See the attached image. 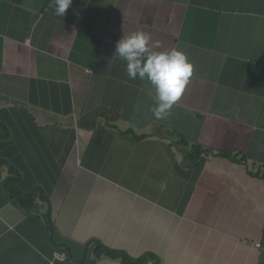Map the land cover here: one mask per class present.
<instances>
[{
	"label": "crops",
	"instance_id": "0c3cea01",
	"mask_svg": "<svg viewBox=\"0 0 264 264\" xmlns=\"http://www.w3.org/2000/svg\"><path fill=\"white\" fill-rule=\"evenodd\" d=\"M49 2L0 0V264H264V0ZM134 31L193 66L164 119Z\"/></svg>",
	"mask_w": 264,
	"mask_h": 264
},
{
	"label": "clouds",
	"instance_id": "9594fccd",
	"mask_svg": "<svg viewBox=\"0 0 264 264\" xmlns=\"http://www.w3.org/2000/svg\"><path fill=\"white\" fill-rule=\"evenodd\" d=\"M71 4L72 0H50L49 7L55 16L62 17ZM149 41L150 35L143 31L123 35L116 43L115 56L125 62L129 79L149 82L155 93L151 112L155 118L164 119L181 98L193 75V66L182 51H156Z\"/></svg>",
	"mask_w": 264,
	"mask_h": 264
},
{
	"label": "trees",
	"instance_id": "16d2710c",
	"mask_svg": "<svg viewBox=\"0 0 264 264\" xmlns=\"http://www.w3.org/2000/svg\"><path fill=\"white\" fill-rule=\"evenodd\" d=\"M5 137H7V129L3 124L0 123V139L5 138ZM200 150L203 151V149H200ZM4 164H6L5 161L0 159V174H1V169L4 166ZM9 167H10L9 168V175H8V177H6L4 182L6 183L11 195L13 197H17L18 199L22 200V198L25 196H22L20 191L17 188V181L20 179V173L13 166L10 165ZM27 198H29V197H27Z\"/></svg>",
	"mask_w": 264,
	"mask_h": 264
},
{
	"label": "built area",
	"instance_id": "2783aa9c",
	"mask_svg": "<svg viewBox=\"0 0 264 264\" xmlns=\"http://www.w3.org/2000/svg\"><path fill=\"white\" fill-rule=\"evenodd\" d=\"M255 245H256V246H260L259 243H256ZM55 256H56L57 258L64 259V258L66 257V253H64V252H56Z\"/></svg>",
	"mask_w": 264,
	"mask_h": 264
}]
</instances>
